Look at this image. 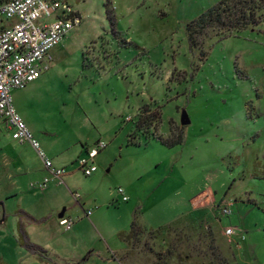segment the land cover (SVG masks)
<instances>
[{
  "label": "rangeland",
  "instance_id": "rangeland-1",
  "mask_svg": "<svg viewBox=\"0 0 264 264\" xmlns=\"http://www.w3.org/2000/svg\"><path fill=\"white\" fill-rule=\"evenodd\" d=\"M217 1L71 0L81 23L49 51L32 99L20 102L23 90L13 101L71 173L66 184L30 186L42 178L15 170V158L40 160L0 135V264H62L77 241L104 257L105 242L123 245L118 233L133 220L150 230L131 241L124 264H264V21L234 33L210 28L190 48L186 24ZM143 105L161 107L147 139L128 121ZM181 127L173 147L153 136ZM131 133L137 144L127 145ZM97 139L106 147L85 176L76 160Z\"/></svg>",
  "mask_w": 264,
  "mask_h": 264
},
{
  "label": "built area",
  "instance_id": "built-area-1",
  "mask_svg": "<svg viewBox=\"0 0 264 264\" xmlns=\"http://www.w3.org/2000/svg\"><path fill=\"white\" fill-rule=\"evenodd\" d=\"M80 23L81 16L73 9L71 0H0V135L6 133L19 143L29 144L49 175L59 182L67 173L65 168L57 167L47 157L15 110L11 93L26 87L47 70L49 51ZM104 147L105 143L97 141L87 148L86 156L76 160L85 176L97 170L94 159ZM47 182L44 179L42 185ZM117 193L123 201L128 200L122 188ZM72 195L78 201L79 194L72 192ZM219 210L222 215L230 214L231 203L220 204ZM59 223L69 229L73 221L61 217ZM232 231L227 228L225 234L230 235Z\"/></svg>",
  "mask_w": 264,
  "mask_h": 264
},
{
  "label": "trees",
  "instance_id": "trees-1",
  "mask_svg": "<svg viewBox=\"0 0 264 264\" xmlns=\"http://www.w3.org/2000/svg\"><path fill=\"white\" fill-rule=\"evenodd\" d=\"M264 21V0H219L212 6L204 10L197 18L186 24L187 40L190 48L199 45L198 38L200 35H205V32L214 28L227 33H234L244 30L248 27L259 26ZM132 121L134 130L133 133L139 132L143 138L148 129L157 130L161 123V107L152 108L150 105L140 107L138 115ZM131 133L127 138V145L137 144ZM155 136L163 145L173 147L176 144L183 142V127L176 137L174 135L169 139H164L160 135ZM22 228V227H21ZM138 225L136 220L131 221L128 232L120 231L118 237L127 245L131 244L134 238L140 236L143 232L148 231ZM21 231V230H20ZM20 239H26L25 233L20 232ZM24 242V241H23ZM29 250H35L36 245H28ZM88 253L81 259L86 260ZM77 262L76 264H79Z\"/></svg>",
  "mask_w": 264,
  "mask_h": 264
},
{
  "label": "crops",
  "instance_id": "crops-1",
  "mask_svg": "<svg viewBox=\"0 0 264 264\" xmlns=\"http://www.w3.org/2000/svg\"><path fill=\"white\" fill-rule=\"evenodd\" d=\"M61 43V42H60ZM59 43V44H60ZM58 44V45H59ZM50 58V55L48 56V59ZM49 65H48V68H47V70L49 69ZM41 77V76H40ZM39 77V78H40ZM39 78L38 79H36V80H34L33 82H31L30 84H28L26 87H24V88H21V89H15V90H13L12 91V93H11V95H12V103H13V101H14V97H16V95L19 93V92H22L23 90H26L25 91V94L24 95H21L20 96V102H22L23 100H29V99H32V94H34V93H36L37 91H38V89H39V87L40 86H42V84L43 83H39L38 81H39ZM24 92V91H23ZM16 109V108H15ZM21 117H22V119H23V117H24V115H23V113L20 111L19 113H18ZM12 139V138H11ZM13 140V139H12ZM97 141H102V140H99V139H97L96 140V142ZM95 142V143H96ZM103 143H105V141H102ZM20 144H24V143H20ZM27 146H28V148H30L31 150H33V152H34V154L36 155V157L38 158V160H40L39 159V157L37 156V154H36V152H35V150L29 145V144H27ZM105 147H106V143H105ZM104 147V148H105ZM43 150H45L46 151V154H47V157L52 161V163L55 165V163H59V162H57L58 160H55V156H53V154L50 152V151H48V148H47V146L46 145H44L43 146ZM87 148V147H86ZM103 148V149H104ZM102 149V150H103ZM44 151V152H45ZM56 161V162H55ZM15 170H17V171H19V172H21V171H26V172H28L29 174H30V176H32V177H38V179H41L42 178V181H37V182H33V184L31 183L30 184V186H32V187H37V188H41V189H45V188H47V186L49 185V183H52V182H56V184H66L65 183V181H64V179L62 180V182H59L58 180H56V179H54V178H52L50 175H49V172H48V170L46 169V168H44V166H43V164H42V162H41V160L40 161H38V162H30V161H28L27 159H25V158H22V157H20L19 155L15 158ZM14 165V164H13ZM66 175L67 176H70L69 174L71 173V172H68L67 170H66ZM65 175V176H66ZM66 176V177H67ZM65 177V178H66ZM64 178V177H63ZM44 179H48V182L43 186L42 185V182H43V180ZM50 192V191H49ZM81 206V205H80ZM62 217H68L69 218V216H65V211L64 210H62ZM91 213V212H90ZM26 214V213H25ZM60 214V213H59ZM58 214V215H59ZM32 222H34L35 221V219L33 218V217H30L29 215H26ZM59 218H61V217H59ZM44 220V219H43ZM72 227V226H71ZM70 227V228H71ZM69 228V229H70ZM144 228H146V227H144ZM147 229V228H146ZM232 233H233V231H232ZM231 233V234H232ZM122 243H123V245H121L119 248H113V247H111L110 245H108V243L107 242H105L106 243V250H107V252L104 254L105 256L104 257H102L101 255H100V250H95L94 248H92L91 246V242L89 241H84L81 245L80 244H78V243H80V242H75V244L73 245V247H75V248H78V251H77V253L76 254H72L73 255V257L72 258H69L71 261L70 262H67V259L68 258H62V260H64V262L62 263V264H76L77 262H80L79 264H108V263H106V262H108V256H110V260H112V261H114V262H116V261H118V263L119 264H124V261H123V257L125 256V255H127V252L129 251L128 250V245L125 243V242H123L122 240H120ZM37 246V245H36ZM33 252L34 253H36V252H41V253H43L45 256H46V250H44V249H41L39 246H37V248H35V250H33ZM88 253V257H87V259L86 260H84V261H81V259L86 255ZM69 259H68V261H69ZM49 262V261H48ZM54 264L53 262H49L48 264Z\"/></svg>",
  "mask_w": 264,
  "mask_h": 264
},
{
  "label": "water",
  "instance_id": "water-1",
  "mask_svg": "<svg viewBox=\"0 0 264 264\" xmlns=\"http://www.w3.org/2000/svg\"><path fill=\"white\" fill-rule=\"evenodd\" d=\"M189 123H190V119H189V116H188L187 112L185 110H182L181 115H180V124H181V126H185V125H187ZM58 217H62V213H60L58 215Z\"/></svg>",
  "mask_w": 264,
  "mask_h": 264
}]
</instances>
